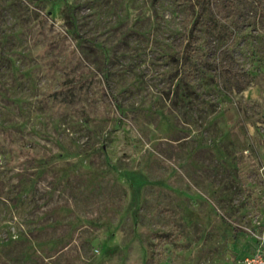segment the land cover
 Returning <instances> with one entry per match:
<instances>
[{"label":"rangeland","instance_id":"rangeland-1","mask_svg":"<svg viewBox=\"0 0 264 264\" xmlns=\"http://www.w3.org/2000/svg\"><path fill=\"white\" fill-rule=\"evenodd\" d=\"M0 0V264H233L264 225V0Z\"/></svg>","mask_w":264,"mask_h":264},{"label":"built area","instance_id":"built-area-1","mask_svg":"<svg viewBox=\"0 0 264 264\" xmlns=\"http://www.w3.org/2000/svg\"><path fill=\"white\" fill-rule=\"evenodd\" d=\"M249 243L233 264H264V225L247 230Z\"/></svg>","mask_w":264,"mask_h":264},{"label":"trees","instance_id":"trees-1","mask_svg":"<svg viewBox=\"0 0 264 264\" xmlns=\"http://www.w3.org/2000/svg\"><path fill=\"white\" fill-rule=\"evenodd\" d=\"M207 3V0H202V2L200 3V8L202 9Z\"/></svg>","mask_w":264,"mask_h":264}]
</instances>
